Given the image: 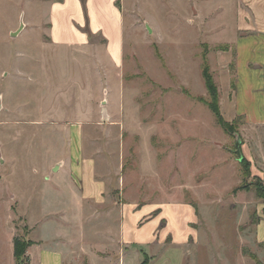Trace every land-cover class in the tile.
<instances>
[{"label":"rangeland","instance_id":"1","mask_svg":"<svg viewBox=\"0 0 264 264\" xmlns=\"http://www.w3.org/2000/svg\"><path fill=\"white\" fill-rule=\"evenodd\" d=\"M50 1L0 0V177L11 176L23 199L16 235L42 241L31 246L34 264L42 251L45 263L54 235L71 256L65 264H264V200L254 189L234 191L244 177L237 141L248 142L261 171L248 180L264 185V127L248 130L236 117L226 131L205 103L204 65L224 104L225 71L235 80L234 58L228 65L225 54L234 53L225 41L239 24L233 2L122 0L125 41L116 65L101 35L80 47L52 44ZM255 36L256 55L264 44ZM79 155L105 164L114 181L104 209L82 205L81 184L72 186L70 175L55 174L57 190L44 181L50 161ZM131 192L143 201L124 217ZM153 205L151 219L133 221ZM9 216L0 210L4 264L15 262ZM123 221L133 238L154 233L152 244L124 243Z\"/></svg>","mask_w":264,"mask_h":264},{"label":"crops","instance_id":"2","mask_svg":"<svg viewBox=\"0 0 264 264\" xmlns=\"http://www.w3.org/2000/svg\"><path fill=\"white\" fill-rule=\"evenodd\" d=\"M121 2L122 0H51L46 6L45 18L48 23V36L52 44L61 47H80L88 44L91 36L101 35L106 40L105 50L107 55L116 65L121 63L125 41L124 11L120 5ZM231 2H233L232 9L233 11L235 10L234 17L239 24L234 29V38L230 41H225L234 45V53L231 51L229 54L226 51L225 54L227 58L226 64L228 65L234 58L235 86L234 88L232 87V75L226 70L223 75L226 90L225 104L222 90L220 89L221 110L223 115L225 110L230 115L229 119L226 118V120L231 121L236 117H242L246 122V129L260 130L264 127V112L263 109L262 111L260 109V113H258L256 107L259 105L264 108V48L256 55L254 52L256 43H259L257 40L258 36L255 35H261L260 42L264 44V0H231ZM21 24L22 22L20 27ZM10 33L14 32L11 31ZM240 98H242V102L246 103L244 107L240 105ZM252 105H255V108H252ZM241 146L246 159L251 163L253 175H261V171H254V158L246 152L249 150L247 148L248 142H244ZM79 154L81 155L80 151ZM80 155L79 157L70 156L68 160L57 161L54 159L50 161L48 170L44 171L46 172L43 177L44 181L51 182L52 187L57 190L60 184L57 181H52L55 174L70 175L72 186L73 183L76 186L75 181L81 184L80 200L82 205L85 202V204L94 203L104 209V194L112 187L114 181L104 173L107 170L104 168L105 164L99 167L98 162L93 159L90 164V158H83ZM69 165L71 166V171L67 169ZM4 176L0 177V210L4 209L10 214V227L6 240L11 245L16 235L14 219L19 214L23 199L20 198L19 190L12 189L11 185L14 183H11V179H9L11 176ZM36 195L40 194L36 192ZM142 201L141 199H134L131 192L130 198L123 204L124 217L127 216L126 211L131 212L139 209V204ZM155 207L156 205L151 206L148 211L142 209L133 221L139 226L142 225V221L152 218V210ZM54 214L56 215V213ZM125 226L126 224L123 221L120 230L122 229L121 235L124 243H142L150 246L149 244L154 241V233L153 237L150 234V238L143 239L133 238V232L128 236ZM259 238L260 241L264 242L263 237L260 236ZM32 241L34 243L31 246L42 242ZM51 241L55 244L49 247L46 252L44 264H65L71 256L69 257L63 249L56 245L62 242L60 237L58 238L57 235H54ZM31 246L28 249V255L30 264H34V257L30 253ZM43 261L44 251L38 256L37 264H43ZM0 264H4L2 262V252H0ZM14 264H16V259Z\"/></svg>","mask_w":264,"mask_h":264},{"label":"trees","instance_id":"3","mask_svg":"<svg viewBox=\"0 0 264 264\" xmlns=\"http://www.w3.org/2000/svg\"><path fill=\"white\" fill-rule=\"evenodd\" d=\"M106 42V40H105ZM203 77L205 80V85L208 90V99L205 100L206 105L211 109L215 115L216 122L226 131L232 129L233 123L227 121L220 108V96L219 88L213 77V74L209 71L206 65L203 67ZM235 86V82L232 84ZM243 166V181L237 186L234 191L239 190H251L254 189L257 197L264 200V185L261 182L249 181L248 179L252 177L251 163L246 158L242 162ZM14 243V256L16 259V264H30V257L28 255L29 247L34 243L31 239L25 236L16 235L13 239ZM142 264H148V260L145 258Z\"/></svg>","mask_w":264,"mask_h":264},{"label":"water","instance_id":"4","mask_svg":"<svg viewBox=\"0 0 264 264\" xmlns=\"http://www.w3.org/2000/svg\"><path fill=\"white\" fill-rule=\"evenodd\" d=\"M23 25H24V23L22 22L21 27H23ZM14 34H16V32H14ZM235 152L238 155L240 162H243L244 161V155H243L242 150H241V141L236 142Z\"/></svg>","mask_w":264,"mask_h":264}]
</instances>
